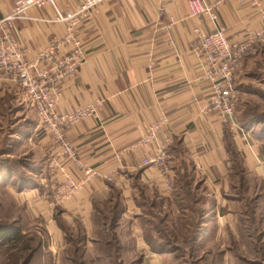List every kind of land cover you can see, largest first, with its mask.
Instances as JSON below:
<instances>
[{"label": "crops", "instance_id": "0c3cea01", "mask_svg": "<svg viewBox=\"0 0 264 264\" xmlns=\"http://www.w3.org/2000/svg\"><path fill=\"white\" fill-rule=\"evenodd\" d=\"M18 1L0 0V18ZM57 3L61 8L75 7L74 0ZM187 3L104 0L71 40L65 38L64 23L48 22L54 17L50 7L30 9L29 19L16 22L29 62H36L51 42L57 44L59 55L84 48L76 72L61 82L55 105L59 113L87 112L65 130L77 150L78 164L58 156L60 148L23 88L0 76V193L6 195L7 206L9 198L14 203L16 159L24 175L37 174L35 187L18 191L28 202L37 200L38 207H44L38 212L45 213L52 229L48 251L53 257L64 249L68 260L84 262L86 247L98 243L107 252L104 258L121 264L125 244L116 232L128 222L138 261L164 264L173 252L153 250L145 233L156 229L155 217L164 220L169 204L187 208L183 184L209 200L198 216L199 229L191 239L194 248L210 238L222 246V229L236 228L229 202L239 187L233 181L240 179L249 197L255 191L253 183L260 180L264 193V124L237 119L251 102L264 103V55L250 56L236 69V124L224 122L211 103L212 81L207 73L212 66L193 47L198 36L212 32L215 24L206 14L190 16ZM262 15L264 0H224L217 8V21L226 27L232 43L256 32L263 24ZM151 126H155L153 136ZM164 153L165 173L154 164L141 165L143 159ZM60 166L81 183L72 194L55 201L65 179ZM249 210L252 215L254 210ZM237 228L244 231L239 233L242 236L255 235L250 219ZM263 233L254 237L260 242ZM230 257L264 264V248L256 249L250 259L235 251L218 252L222 261Z\"/></svg>", "mask_w": 264, "mask_h": 264}, {"label": "built area", "instance_id": "2783aa9c", "mask_svg": "<svg viewBox=\"0 0 264 264\" xmlns=\"http://www.w3.org/2000/svg\"><path fill=\"white\" fill-rule=\"evenodd\" d=\"M104 0H74V8H61L57 0H19L10 11L0 18V76L18 84L25 91L30 105L34 108L42 126L50 131L60 148L58 156L78 164L77 150L65 135L66 127L84 117L87 112L76 110L72 113L56 111V98L61 82L76 72L84 58V48L77 46L65 55L57 54L55 42H51L48 50L37 56L36 62L25 58L23 40L16 22L29 19L30 9L50 7L54 17L48 22H62L66 27V40L73 38L80 24L90 19L98 5ZM224 0H214L205 3L204 0H188L190 16L206 14L215 24L214 30L208 34H200L194 44V49L202 52L212 66L207 73L212 81L211 103L219 111L222 120L235 125V99L232 84L233 74L243 58L254 53L257 48L264 47V15L262 26L250 33L240 43H232L227 37L226 27L217 21V8ZM77 44V43H76ZM151 134L155 126L150 128ZM56 163V161H55ZM154 164L167 171V155L148 157L141 165ZM62 172L63 166H60ZM90 169L85 175H89ZM64 181L55 192V201L69 196L80 186L81 180H74L64 173ZM168 188L171 182L166 180Z\"/></svg>", "mask_w": 264, "mask_h": 264}, {"label": "rangeland", "instance_id": "374dc122", "mask_svg": "<svg viewBox=\"0 0 264 264\" xmlns=\"http://www.w3.org/2000/svg\"><path fill=\"white\" fill-rule=\"evenodd\" d=\"M258 54L260 56L264 55V47L259 46L254 53L245 56L239 66L250 56H256ZM232 84L236 92L235 72L233 74ZM234 99L236 108L238 101L235 93ZM263 108L264 103L256 101L251 102L250 108L248 109L247 107L243 109L237 116V119L252 118L259 121L258 123L264 124ZM29 176L35 180L37 185V174L32 173ZM239 180L240 179H238V181H233L238 184L239 187L236 192L235 190L233 192L234 196L237 197L234 198L233 196L229 202L230 207H232L236 228L234 227L232 231L229 229H222L224 234L221 239L223 241L221 244L222 246H220V242L216 243L213 238H210L203 243L197 244L195 248L191 241L193 235L198 232L195 229V225L197 224L196 222L198 221L199 214L202 213V208L208 205L209 200L204 194L193 192L187 189L183 184V189L186 191L184 194V205L187 208L180 209L177 208L174 203H171L164 209V211L167 212L166 215L163 213L165 215L164 220L159 216L155 217V221H153L157 231L160 233L159 235L162 236L163 240L168 242V247L173 252V257H170V259L167 258V254L164 255L163 258L166 260L168 259L164 264H248L245 261H238L236 258L231 259V257L226 261H222L218 259V252L221 250L229 253L235 251L244 255V258L250 259L252 253L256 252V249L259 251L260 248H264V235L262 241L259 242L257 240L259 232H264V193L261 187L262 182H260V180L255 181L253 183L255 191H250L252 194L249 192V197H245V195H248V192L245 188L241 187V181ZM17 186L18 183L16 182V195L13 204H10L9 198V204L7 206L6 195L0 193V227L10 232H17L15 236H0V264H80L81 261L83 262V260H81L80 262L75 261L74 263L73 260H68L64 249L60 251L57 258L51 255L48 251V247L51 246L49 235L50 228L47 227L45 213L38 212V210L44 209V207L41 205L38 207L39 202H37V200L31 203L28 202L27 197L21 194L22 190H20V192L18 191ZM199 188H203L201 184ZM47 189L48 187H46V190ZM244 200L247 203H245ZM250 207L254 210L252 215L249 213ZM163 214L161 216H163ZM248 219L252 220L256 227L253 238L242 236L239 233L244 231L237 228L241 226V224H246ZM51 230L52 229H50V231ZM70 232L73 233L71 236H76L74 231ZM231 232L234 234L231 235ZM116 234L120 237L121 242L125 244L121 245V264H144V262L138 261V255L134 254L131 248L133 237L128 222L124 223L122 227L117 230ZM232 239H235V242H232ZM74 247L73 245L70 246L71 249ZM106 253L104 248L98 243L86 247L83 263L118 264L112 257L104 258ZM101 258L105 260H101ZM259 259L257 258V260Z\"/></svg>", "mask_w": 264, "mask_h": 264}, {"label": "trees", "instance_id": "16d2710c", "mask_svg": "<svg viewBox=\"0 0 264 264\" xmlns=\"http://www.w3.org/2000/svg\"><path fill=\"white\" fill-rule=\"evenodd\" d=\"M16 182L18 183L17 189L35 187L34 185H36L35 180L31 176L24 175V173L21 171L20 162L17 159L15 160V183ZM185 182L186 181H184V183ZM196 223L198 224V221ZM197 224L195 225V229L198 231L199 228H198ZM152 232H154V233H152ZM159 234L160 233H159V231H157V228L156 229L152 228V229L146 230L145 235H146L147 241L150 244V247L153 250H158V251L169 249L168 242L163 240L162 236ZM1 235H13V236H15V235H17V232H14V231L10 232L9 230L0 227V236Z\"/></svg>", "mask_w": 264, "mask_h": 264}]
</instances>
